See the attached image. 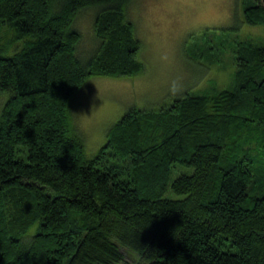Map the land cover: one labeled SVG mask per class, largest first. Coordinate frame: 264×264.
Instances as JSON below:
<instances>
[{
  "label": "trees",
  "instance_id": "16d2710c",
  "mask_svg": "<svg viewBox=\"0 0 264 264\" xmlns=\"http://www.w3.org/2000/svg\"><path fill=\"white\" fill-rule=\"evenodd\" d=\"M131 1L0 0V264H264V45L239 41L230 88L134 107L87 157L76 92L145 70ZM94 6L84 63L73 24ZM243 9L264 24V0ZM205 33L196 66L213 58ZM178 162L194 167L172 183L185 197L164 198Z\"/></svg>",
  "mask_w": 264,
  "mask_h": 264
},
{
  "label": "rangeland",
  "instance_id": "374dc122",
  "mask_svg": "<svg viewBox=\"0 0 264 264\" xmlns=\"http://www.w3.org/2000/svg\"><path fill=\"white\" fill-rule=\"evenodd\" d=\"M102 8H84L73 24L80 33L77 53L84 63L96 55L100 45L94 25ZM126 14L141 42L138 58L145 70L130 77L91 76L76 92L71 101L72 124L84 140L89 159L106 144L113 124L132 108H165L188 93L230 88L238 69L235 58L239 41L251 39L258 46L264 45V24L248 23L243 0H132ZM205 31L216 63L211 57V63L199 61L196 66L189 47L200 41ZM198 71H202L201 76H195ZM8 98L0 95V108ZM193 171L191 165L176 163L163 197H185L172 189V183ZM36 231L34 227L30 236Z\"/></svg>",
  "mask_w": 264,
  "mask_h": 264
},
{
  "label": "crops",
  "instance_id": "0c3cea01",
  "mask_svg": "<svg viewBox=\"0 0 264 264\" xmlns=\"http://www.w3.org/2000/svg\"><path fill=\"white\" fill-rule=\"evenodd\" d=\"M203 70H205V69H203Z\"/></svg>",
  "mask_w": 264,
  "mask_h": 264
}]
</instances>
